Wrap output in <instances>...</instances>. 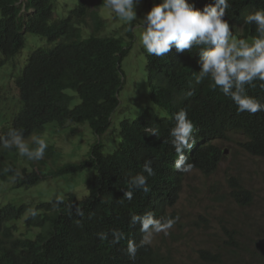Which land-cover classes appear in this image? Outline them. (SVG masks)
I'll use <instances>...</instances> for the list:
<instances>
[{
    "label": "trees",
    "instance_id": "trees-1",
    "mask_svg": "<svg viewBox=\"0 0 264 264\" xmlns=\"http://www.w3.org/2000/svg\"><path fill=\"white\" fill-rule=\"evenodd\" d=\"M54 1L0 0V67L22 51L26 33L46 41V46L28 55L20 74L13 79L19 97L18 112L10 125L0 128V137H7L13 129L22 131L30 146L31 137L40 136L53 123L55 131L67 125H88L98 137L109 131L124 87L122 63L136 39L134 22L111 28L101 16L103 0H75L66 17L57 16ZM188 2L202 10L214 0ZM229 4L224 19L230 31L238 38L253 39L255 26L245 24L244 18L256 9H264V0H229ZM145 57L151 104L135 118H123L112 129L111 135L118 142L113 152H104V144L96 142L84 161L46 170L47 163L54 165L58 157L54 147L48 145L40 161L20 158L15 148L0 147V182L12 180L18 187L34 186L86 168L95 170L83 197L67 193L63 203L43 202L35 206V217L27 214L23 223L26 229L38 230L33 237L15 236L17 230L10 225L22 219L28 206L0 207V264H173L163 260L150 244L141 246L144 234L139 231V223L130 225V218L152 212L155 218L165 220L179 199L182 180L188 173L175 170L178 157L168 141L174 126L172 117L181 108L187 110L195 126V143L183 152L194 164L192 171L204 176L215 174L223 158L218 141H229L237 134L245 137L242 147L247 153L264 159V112L238 113L235 104L219 89L208 87V81L195 85L193 76L200 70L197 48L182 53L173 48L164 57L147 53ZM255 83L256 87H248V95L264 102V89L259 81ZM190 91L192 95H188ZM1 93L0 88V99ZM151 126L159 129L158 138L145 133V128ZM146 160L152 161L156 172L148 178L150 192L134 191L133 199L128 201L123 198L128 179L142 172ZM5 168L10 171L5 172ZM234 181L231 197L241 207L249 205L252 196ZM75 208H80L83 216L76 215ZM113 229L125 236L115 245L111 243ZM102 231L109 233L107 241L98 239L97 233ZM129 240L137 244L135 261L126 255Z\"/></svg>",
    "mask_w": 264,
    "mask_h": 264
},
{
    "label": "rangeland",
    "instance_id": "rangeland-1",
    "mask_svg": "<svg viewBox=\"0 0 264 264\" xmlns=\"http://www.w3.org/2000/svg\"><path fill=\"white\" fill-rule=\"evenodd\" d=\"M75 4V0H55V13L58 17H66ZM156 4L157 0H140L135 7L137 20L133 31L136 39L122 63L124 87L119 93L120 104L109 131L98 137L88 125H67L58 131L53 129L54 123L46 126L40 137L58 152L54 165L47 163L46 170L84 161L96 142L104 144V152H113L118 142L111 135L112 129L117 128L123 118L133 119L151 104L146 82V51L139 41L142 31L139 25L140 19ZM100 12L111 28L125 24L117 17L110 20L115 14L104 7ZM238 34L241 35V31ZM43 46H46L45 39L26 33L22 51L13 61L0 67V128L10 125L18 112L19 97L13 79L20 74L28 55ZM245 141L241 134L233 135L229 141L219 140L217 145L223 158L216 173L204 176L199 171H191L182 180L179 199L168 210L169 217L179 219L170 235L158 234L150 244L163 260L173 264H264V160L247 153L242 147ZM21 161L18 163L20 168L23 166ZM94 175V169L86 168L28 187H18L12 180L0 182V207L11 204L15 207L25 205L30 209L67 193L81 198L87 193V182ZM233 180L252 196L249 205L241 207L231 197ZM28 213L19 221L10 223L17 230L15 236L33 237L38 233L25 228L23 223Z\"/></svg>",
    "mask_w": 264,
    "mask_h": 264
},
{
    "label": "clouds",
    "instance_id": "clouds-1",
    "mask_svg": "<svg viewBox=\"0 0 264 264\" xmlns=\"http://www.w3.org/2000/svg\"><path fill=\"white\" fill-rule=\"evenodd\" d=\"M139 3L140 0H103L104 8L129 26L137 20L135 7ZM229 7V0H214V3L205 5L202 10L196 9L188 0H161L140 19L139 27L142 31L139 41L148 55L156 57L166 56L173 48L178 53L197 48L200 70L194 73L195 85L208 81V87L213 91L219 89L235 104L238 113L255 115L264 112V102L248 95L247 89L256 87V81L264 89V9H256L244 18L245 24L255 26L256 35L249 41L238 38L230 31L229 23L224 19ZM188 95H192V92ZM172 118L174 126L170 129L171 139L168 142L178 157L174 168L179 173H190L194 164L188 162L183 152L190 150L195 143V126L188 118L186 109H179ZM145 133L157 138L160 135L159 129L152 126L145 128ZM31 145L25 141L23 132L15 129L7 137H0V147L15 148L20 157L29 161L43 160L48 147L46 140L33 135ZM4 171L10 169L5 168ZM155 175L152 161L146 160L142 172L128 179V189L124 191L123 198L131 201L137 190L149 193L148 178ZM63 202V196H56L57 205ZM72 207L69 206V214ZM28 211L33 217L37 215L35 207ZM75 213L83 216L80 208H75ZM178 219L169 217L160 220L152 212H147L142 217L132 215L130 225L134 227L140 224L139 231L144 234L140 243L144 246L151 244L153 237L158 234L170 235ZM97 237L107 241L109 233L102 231L97 233ZM111 237L113 245L125 238L123 232L115 229L111 230ZM126 255L131 261L137 257V244L132 240L128 241Z\"/></svg>",
    "mask_w": 264,
    "mask_h": 264
}]
</instances>
